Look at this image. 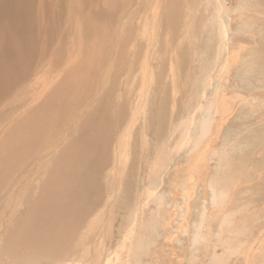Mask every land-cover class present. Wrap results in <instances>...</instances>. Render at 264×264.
Returning a JSON list of instances; mask_svg holds the SVG:
<instances>
[{
	"label": "rangeland",
	"instance_id": "374dc122",
	"mask_svg": "<svg viewBox=\"0 0 264 264\" xmlns=\"http://www.w3.org/2000/svg\"><path fill=\"white\" fill-rule=\"evenodd\" d=\"M222 1L0 0V264H264V0Z\"/></svg>",
	"mask_w": 264,
	"mask_h": 264
},
{
	"label": "bare ground",
	"instance_id": "6f19581e",
	"mask_svg": "<svg viewBox=\"0 0 264 264\" xmlns=\"http://www.w3.org/2000/svg\"><path fill=\"white\" fill-rule=\"evenodd\" d=\"M220 2H219V4H220V6L223 4H225L223 1L221 2V0H219ZM229 7V6H228ZM246 12L247 11H245V10H243V9H241L240 10V13H241V16L242 17H244L245 15H246ZM4 23H6V14L4 13L3 15H0V25H2V24H4ZM223 30V29H222ZM225 30V29H224ZM226 35V34H225ZM252 39L254 40V38H253V36H252ZM250 40H251V38H250ZM255 45V44H254ZM243 50V49H242ZM225 52H227L226 50H225ZM220 53H221V51H220ZM223 53V52H222ZM220 54V55H223V54ZM241 55V54H240ZM235 58V57H234ZM218 60H219V58H218ZM217 62H220L221 63V61H217ZM16 74V72L14 71V70H8V69H6L3 65H0V87L2 88L3 86H5L6 85V83L7 82H9V80L10 79H12V77L14 76ZM212 76H210V78H211ZM209 77H205L203 80H202V82L199 84V88H198V90L199 91H201L202 89H205L206 88V86L208 85V81H210L209 79H210ZM206 80V81H205ZM213 81V79L211 78V82ZM213 83V82H212ZM210 88H213V87H210ZM220 94V93H219ZM212 97V96H211ZM218 98H220V97H218ZM205 99V98H204ZM216 105V104H215ZM216 107H217V105H216ZM201 109V108H200ZM199 111L200 110H198V113H199ZM202 111V110H201ZM195 114H196V112H194ZM194 113H193V116H194ZM197 113V114H198ZM201 113V112H200ZM202 114V113H201ZM214 114V113H213ZM200 115V114H199ZM193 116H192V119H193ZM197 115H195V118H197L196 117ZM194 118V119H195ZM201 118V117H200ZM193 119V120H194ZM195 121V120H194ZM198 121H200L199 119H198ZM201 122V121H200ZM199 123V122H198ZM51 124V123H50ZM195 124H197V123H195ZM191 124H189L188 126H190ZM188 126L186 127L187 129H188ZM192 126V125H191ZM200 126V125H199ZM198 127V126H197ZM185 128V127H184ZM185 128V129H186ZM190 128V127H189ZM183 130V129H182ZM189 130V129H188ZM41 131V130H40ZM179 131H181V130H179ZM89 132V131H88ZM176 136V135H175ZM187 136V135H186ZM195 138V137H194ZM191 141V138L190 137H187L184 141H183V143L185 144V145H187V148H188V144H189V142ZM28 142V141H27ZM182 143V142H181ZM180 143V144H181ZM182 143V147H183V144ZM234 144H236V142H235V140H232L231 141V146L232 145H234ZM178 148V147H177ZM186 148V149H187ZM189 148H190V145H189ZM174 149H176V148H174ZM183 149V148H182ZM188 150V149H187ZM176 151V150H175ZM172 153H173V151H172ZM177 153V152H176ZM182 153V152H181ZM222 164H223V161L222 160H220V163H218V170L220 171L221 169H222ZM90 166V165H89ZM195 169V166L194 167H192V166H190L188 169ZM194 171V170H193ZM65 176V175H64ZM64 179V178H63ZM116 179V178H115ZM162 180H163V178H162ZM63 181V180H62ZM62 181H60V183L62 182ZM161 181V180H160ZM159 181V183L161 184V182ZM139 182V181H138ZM165 182V181H164ZM163 183V182H162ZM185 187V186H184ZM187 189V187H185V188H182V190H186ZM185 192H187V191H185ZM151 193V192H150ZM149 193V194H150ZM84 195H85V192H84V190H82L81 188L80 189H78V191L77 192H74L73 194H71L70 195V200L71 201H75V199H78L79 198V200L80 201H82L83 200V197H84ZM151 196H152V193L150 194ZM149 197V196H148ZM153 197V196H152ZM186 199V198H185ZM120 200H122L123 201V197H120L119 199H118V201L120 202ZM206 203V202H205ZM223 204V203H222ZM143 205V204H142ZM225 206V205H224ZM21 207V206H20ZM60 207V206H59ZM138 208V207H137ZM57 212V211H56ZM102 214V213H101ZM257 217V216H256ZM208 219H210V218H208ZM189 224V223H188ZM96 225V223L95 222H91V226L92 227H94ZM205 226H206V224H205ZM189 229H191V226H188L187 227V230L189 231ZM210 229V228H209ZM51 230V229H50ZM248 231V230H247ZM204 233V232H203ZM199 238H197V240H198ZM84 240V239H83ZM227 242V241H226ZM201 244V243H200ZM209 245V244H208ZM234 245H237V241L234 243ZM82 246H86L85 244H83ZM263 245H261V247H262ZM100 251V250H99ZM88 252V248H84L83 249V253L84 254H86ZM69 254V253H68ZM70 255V254H69ZM96 261L98 260V261H100L101 260V258H97V259H95ZM64 261V260H63ZM63 261H61V260H58V264H61V263H63Z\"/></svg>",
	"mask_w": 264,
	"mask_h": 264
}]
</instances>
